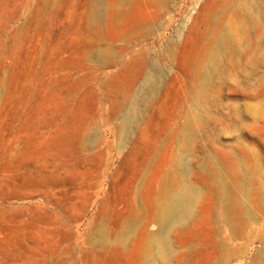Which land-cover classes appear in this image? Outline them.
I'll use <instances>...</instances> for the list:
<instances>
[{
	"label": "rangeland",
	"instance_id": "1",
	"mask_svg": "<svg viewBox=\"0 0 264 264\" xmlns=\"http://www.w3.org/2000/svg\"><path fill=\"white\" fill-rule=\"evenodd\" d=\"M0 264H264V0H0Z\"/></svg>",
	"mask_w": 264,
	"mask_h": 264
},
{
	"label": "bare ground",
	"instance_id": "2",
	"mask_svg": "<svg viewBox=\"0 0 264 264\" xmlns=\"http://www.w3.org/2000/svg\"><path fill=\"white\" fill-rule=\"evenodd\" d=\"M187 199H188V194L187 193H182L177 198H175L171 202V204L168 205L166 207V209H164V213H163L164 216L161 215L162 219H164V222L167 221V220H169V218H171V216L173 214H175L182 207V205L186 202ZM163 217H165V218H163Z\"/></svg>",
	"mask_w": 264,
	"mask_h": 264
}]
</instances>
